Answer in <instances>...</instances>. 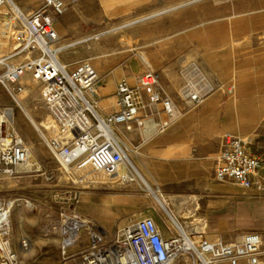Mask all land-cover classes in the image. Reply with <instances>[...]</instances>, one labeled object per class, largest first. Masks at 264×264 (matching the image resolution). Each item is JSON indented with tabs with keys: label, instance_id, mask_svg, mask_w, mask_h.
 <instances>
[{
	"label": "rangeland",
	"instance_id": "1",
	"mask_svg": "<svg viewBox=\"0 0 264 264\" xmlns=\"http://www.w3.org/2000/svg\"><path fill=\"white\" fill-rule=\"evenodd\" d=\"M13 1L26 13L38 8L42 2V0ZM120 5L117 1H103L94 4L90 10L79 12L72 3L63 15V18L66 16L69 18V23H63L60 18L55 30L61 37L59 44L66 45L76 40L80 42L75 46H69L60 58L69 63L89 60L99 72L100 81L106 83L107 78L125 73L131 57L141 58V51L144 53L146 49L142 45L141 34L144 37L148 34L149 39L151 38L148 47L152 50L155 62L163 64L164 61H169L175 78H180L183 82L178 89H172V79H163V85L169 89L171 99L172 96L175 97L172 100L182 112L181 118L187 112L199 110L208 101V97L210 98L208 94L200 107H189L181 97V89L188 84L185 78L186 69L192 63H196L202 75L197 76L195 82L203 87L215 84L211 94H214L217 105L211 109L214 110V114L207 115L204 122L207 123L208 130L214 127L213 123L219 121L222 111L227 127L223 134L227 132L238 134L241 110L237 109L239 102L237 92L238 96L241 94L251 96L257 87L260 90L264 89V0H159L148 8L140 7L134 11H126L117 17H103L105 13L120 11L122 9ZM176 5L180 6L160 16L118 28L126 20ZM7 8L11 16L13 12L9 6ZM114 28L118 29L113 31ZM10 45L13 46L14 41H11ZM4 54L6 56L3 59L12 64L24 62L27 58V53L17 55L4 52ZM132 66L137 69L135 62ZM0 68L2 72L1 65ZM121 80L122 78L118 82ZM22 83L25 93L22 98L25 99V103L36 107L35 117L39 122H48V111L41 100L40 83L37 85L28 78L27 90L25 83L23 81ZM7 106L13 107L15 113V123L8 127H15L37 158V151L47 156L43 160L37 159L41 166L39 171L0 178V183L3 182V186L0 187V200L18 199L11 215L13 245L17 249L21 239L30 240L29 252L23 257L25 264H81L84 255L81 251L90 247L91 230L83 232L78 242L69 246L65 253L60 231L65 215L75 216L77 219L88 218L105 232L106 240L115 239L124 226L144 217L154 218L158 227L166 225L168 233L172 234L173 228L170 224L174 210L172 196L199 199L197 212L189 215V209L185 206L180 210L179 220L190 226L195 225L200 219H206L213 228L212 236L208 237L205 233V237L210 240H216L215 234H218L219 238L237 242L246 232L257 230L254 228L257 214L253 213L254 201L251 196L246 195L240 187L219 183L213 178L215 156L206 154L188 161L186 157L178 158L171 152L165 155L155 153L154 149L158 144L189 141L190 135L193 138L197 134L194 126L190 132L172 131V127L166 130L157 128L149 138L144 137L143 128L132 132L130 139L126 138L125 130L119 128L122 140L132 151L129 157L135 163L137 171L144 175L153 190L160 191L168 201V206L163 207L154 194H150L145 187L139 185L126 184L109 188L95 186L87 180L75 184L72 179L76 180L77 177L72 178L60 172L39 131L22 107L8 96L0 84V107ZM251 106V99H248V103H244L246 113L242 116L248 120L251 118ZM103 111L106 113L112 110ZM153 121L157 125L161 123V120ZM189 122L194 124L195 120L190 119ZM45 133L47 136L52 135V132L46 129ZM241 137L248 138L243 135ZM47 174H52L53 179L48 180ZM198 182L200 184L211 182L231 188L235 195L206 193V196H202L203 189L197 186ZM79 197L94 201L86 204L94 216H87L75 210ZM25 200L29 201V206ZM206 200L211 202V210L204 204ZM220 200L224 201L225 206L220 207ZM19 209L24 212L21 223L16 216ZM223 229L226 230L222 231ZM257 231L262 233L260 230Z\"/></svg>",
	"mask_w": 264,
	"mask_h": 264
},
{
	"label": "built area",
	"instance_id": "2",
	"mask_svg": "<svg viewBox=\"0 0 264 264\" xmlns=\"http://www.w3.org/2000/svg\"><path fill=\"white\" fill-rule=\"evenodd\" d=\"M7 1L0 0V9ZM76 1L42 0L38 8L28 13L17 7L12 15L17 32L14 54L39 51L41 55L18 66L6 63L0 84L20 106L18 98L24 90L25 73L29 72L40 83L41 100L57 123L51 136L41 137L60 172L71 177L76 170L86 167L91 172L111 176L127 163L119 126L130 132L145 126L146 117L140 116L142 93L150 104L162 106L165 118L158 124L160 130L171 127L182 112L161 91L160 76L153 70L138 74L135 86L123 78L114 93V111L105 115L99 111L95 97L100 75L95 66L87 59L69 63L60 58L69 46L59 44L61 37L55 25ZM183 90L186 97L183 100L189 107L200 106L208 96L203 88ZM8 111V107H0V178L22 173L18 167L31 152L15 127H8ZM12 118L15 121L14 109ZM263 160L248 139L227 132L215 158L213 178L244 191L264 192V176L260 174ZM47 179H53V175L47 174ZM83 180V176L72 179L75 184ZM17 200H0V264H20L19 249L30 246L28 238L21 239L17 249L12 242L10 216ZM25 202L30 205L29 201ZM178 220L171 217L173 232L164 236L154 218L144 217L124 226L112 240H106L105 232L95 224L81 264H176L182 256L187 264H264L261 232L248 231L237 242L223 238L210 240L192 224L187 229Z\"/></svg>",
	"mask_w": 264,
	"mask_h": 264
},
{
	"label": "crops",
	"instance_id": "3",
	"mask_svg": "<svg viewBox=\"0 0 264 264\" xmlns=\"http://www.w3.org/2000/svg\"><path fill=\"white\" fill-rule=\"evenodd\" d=\"M18 1H23V0H18ZM35 1H38V0H35ZM103 1H109V2L117 1L121 4L120 6L122 9H120V11L113 12V13L110 12L109 14L108 13L104 14L103 17L109 18V17H117L119 14L124 13L126 11H134L140 7L148 8L159 0H77L76 2H74V4H75L77 11L84 12V11L92 9L94 4L101 3ZM179 6L180 5L163 8V9H160L161 11L158 10V11L149 13L147 15H143V16L131 19V20H126L121 26L125 28L136 22H141V21L147 20L155 16H160ZM151 14H153L154 16L153 15L151 16ZM61 18H62L61 21H63V23H66V24L69 23V18L67 16L65 18H63L62 16ZM147 35H145L144 37L143 34H141L142 45L146 48L144 49L145 50L144 53H143V50L141 51V58L137 56L131 57L129 59L127 69L124 74H120V73L115 74L111 78H107L106 83L105 81L103 82L99 81L98 86L96 88L97 94L95 98L97 101L98 109L102 114L105 115V114H108L114 111V108L112 106L113 100H114V93L116 91V86L120 78L127 79V81L132 86H135L138 74L145 72L147 70H153L157 72L160 76V82H159L160 89L165 95L171 98L169 94V89L163 85V79L165 78L172 79L171 80L172 89H178L179 87H181L183 82L180 78H175L173 71L170 69V62L164 61L163 64H159V63H156L155 60L153 59L152 50L149 49L148 47L149 41H151L150 40L151 38L149 39ZM76 42L79 43L80 41L76 40L72 42L73 44L70 43L66 45L75 46L77 44ZM133 62H135L137 69L133 68L132 66ZM192 64H196V63H192ZM191 65L186 69V72H185V78H186V81L188 82L187 85H192L195 87L205 89L207 94H210V98L208 97V101L203 106H201L202 104L200 105L201 107L198 106L200 107L199 110L194 111V112H187L182 118L180 117L178 119L179 121L177 120L178 122L176 121L171 127H172V131L185 130L187 132H190L193 129L192 126H194L195 130L197 131V134H195L193 137L195 138V140L189 134L190 136L189 135L188 136L190 139L187 142L173 141L171 144H167V145L158 144L155 146L154 150H155V153H157L158 155L159 154L165 155L171 152L173 155L177 156L178 158L186 157L188 161L196 160L198 159L199 156L206 155V154L210 155L211 157L215 156L213 157L215 160L220 150L222 134L225 130H227V127L224 122L225 117H224V114L222 115V111H221L220 116H219V121L218 122L216 121L215 123H213L214 127L211 130L210 129L208 130L207 123H204V122L206 120L207 115L214 114V110H211V109L217 105V103H215L214 101L215 99L213 97L214 94H211L213 93V90L215 89V84L214 83L208 84V85H212L211 90H208L207 86L203 87L200 84L198 85V83L195 82V79L197 76L202 75V72L200 74L191 72L190 70ZM161 78H162V81H161ZM141 95H142L143 105H142V108L140 109V116H144L146 117V119L150 118L147 120H156V119L163 120L165 118V114L162 112V106L159 104H150L148 102L147 96L144 93H142ZM105 96H108V97L104 98ZM237 97L239 99V102L237 103L238 105L237 109L241 110L240 111L241 117H240V120L237 126V133L239 136L243 135V136L248 137V139H250V142L253 145L252 148L255 151V153L262 155L264 159V89L260 90L257 87V90H253L251 96H243L242 94L238 96V92H237ZM173 98L175 97L172 96V99ZM221 98L222 96L219 97V99ZM248 99H251V104H252L250 120H248V118L242 117L246 113V111H244V108H245L244 103L245 102L248 103ZM222 108L223 107L220 101V109ZM103 110H112V111L111 112L106 111V113H104ZM190 119H194L195 123L191 124L189 122ZM119 128L123 129V131L125 130L123 126H119ZM137 131H140V130H137ZM125 133L127 136L126 138L130 139L132 136V132L125 130ZM36 153L38 154V158L36 154L34 153L35 157L39 160L40 159L43 160L44 157H47L46 155L42 154L40 151H37ZM23 173H29V172H23ZM260 174L264 176V160H263V165L260 169ZM195 179H199V178L195 177ZM2 186H3V182L0 187ZM197 186L202 187L203 189L201 190L202 196H206L205 195L206 193L209 195L212 193L227 194V195H232V196L235 195L234 191H232L231 188L221 187L211 182H204L201 184L198 182ZM229 190H231V192H229ZM244 192L246 195L251 196L252 200L254 201L253 213L257 214V219H256V223L254 224V228L262 231V234L264 235V192H260L256 189H251V190H247ZM221 201L222 200L219 201L220 207L225 206L224 201L223 202ZM216 202L217 201H215V203ZM88 203H94V201L92 199L90 200L89 198H81V197L77 198V201L75 204V210L87 216H91V217L94 216V214L88 210V207L86 205ZM204 204L208 206V210H211L210 208L211 202L206 200ZM159 230L162 232L164 236L170 235L167 231L166 225H160ZM225 230L226 229H223L222 231H225ZM212 231H213L212 225L209 224L208 222V228L206 230L208 237L212 236ZM216 235L218 234H215V236ZM86 251L87 249L85 248V250H82L81 253L83 254ZM185 261H187V259L182 256L178 259L177 262L183 263Z\"/></svg>",
	"mask_w": 264,
	"mask_h": 264
},
{
	"label": "bare ground",
	"instance_id": "4",
	"mask_svg": "<svg viewBox=\"0 0 264 264\" xmlns=\"http://www.w3.org/2000/svg\"><path fill=\"white\" fill-rule=\"evenodd\" d=\"M7 6H9L11 11L13 12L12 15L15 13V11H17V7H18L13 0H8L7 3L2 7V9H0V65L3 67L2 72H0V79L3 77V73H4L6 63H9L3 59L4 56H6L4 54V52H7V54H14L15 46L14 45L11 46L10 43H11V41H15V38L17 35V32L14 29V22H15L14 17H12V15L9 16L10 12H9ZM152 15L153 14H151V16ZM121 27H123V26H120L118 28H121ZM118 28H114L113 31H116ZM34 55H35V57H33ZM40 55H41V52H39V51L36 52L35 54H28L27 53V58L24 62H20L18 64H12V63H9V64H11L13 66L22 65V64H24L30 60L37 58ZM0 69H2V68H0ZM190 70L193 73H201L198 65H196V64H193L191 66ZM28 78L31 79L37 85L39 84L36 80H34L31 77V74L29 72H27V73H25V75L22 78V81L25 83L26 90H27L26 81L28 80ZM185 87L189 91L199 89V87H195L192 85H187ZM183 89L181 90L180 94H181L182 99H185L186 97H185V93H184ZM207 89L211 90L212 85H208ZM24 94L25 93H22L18 98L20 107H22L23 111L30 118L31 122L33 123L35 128L39 131L41 136L42 137H48L47 134L45 133V129L47 131H50L53 133L54 129L57 127L56 121L51 117L50 112L47 110L48 111V122H45V121L39 122L35 117V111L36 110H34V109L36 107L28 106L25 103V99L22 98ZM8 110H9L8 111L9 113L7 114L6 123L8 125H10V124L13 125L15 123V121L12 118L13 107H8ZM146 121H147V119L145 120V126L143 127V128H145L144 129V137L149 138L155 133V131L158 128V125L153 120L147 121V124H146ZM121 141H122V144L127 151L128 156H127V163L125 165H123L118 170L117 173H115L114 175H111V176H106V175L100 174V173L97 175V174H93L89 170V168L85 167V168L76 170V172H74V174L71 177L76 178L77 176H83L84 180L89 181L90 184H94L95 186H107L109 188H113L116 186H124L126 184L139 185L141 187H145L150 194H154L158 200V203H160L163 207H167L168 201L165 199V197L163 196V194L160 191L153 190V188L150 186L149 182L144 177V175L141 174V172L137 171L135 163L129 157L130 154L132 153L130 147L122 139H121ZM40 167L41 166H40L37 158L35 157L34 152L31 151L27 161L24 164H21L18 167V170L21 169V170H19V172H22V173L23 172H34V171H39ZM1 184H2V182L0 183V186H1ZM171 202L174 205V210L172 211V217H175L177 220L179 219L180 210L182 208H184L185 206H186V208L189 209V215H194L197 212V210L199 209V203H198L197 197L192 198V197L172 196ZM15 204H16V202H15ZM188 205H189V207H187ZM14 207H15V205L13 206V209H14ZM186 215H188V214H186ZM16 216H17L18 222L21 223L23 220L24 212L21 209H19L16 212ZM178 221H179V224L182 225L184 228L189 227L188 223H183L180 220H178ZM10 223H11V216H10ZM93 225H95V223L86 217H83L82 219H77V218H75V216L65 215L63 217V223H61V226H60L61 227L60 228L61 235L63 237V239H61L62 240L61 244H62V247L64 249V252L66 253V250L70 245L78 242V240L82 236L83 232H86L87 230H92ZM193 228H195L198 231L206 233V230L208 228V222L206 219H200L199 221L196 222L195 225L193 224ZM219 237H220L219 235L215 236L216 239H219ZM29 249H30V246L27 249H19V263L20 264H25L23 257H25L27 255V253L29 252ZM32 250H30V251H32ZM33 252L34 251H32V253ZM174 263L175 262H173L172 264H174Z\"/></svg>",
	"mask_w": 264,
	"mask_h": 264
}]
</instances>
